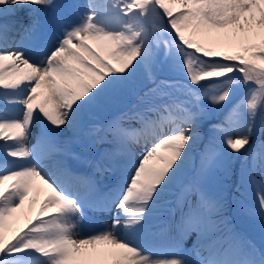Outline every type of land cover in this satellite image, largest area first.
I'll return each instance as SVG.
<instances>
[{"label": "snow or ice", "instance_id": "snow-or-ice-1", "mask_svg": "<svg viewBox=\"0 0 264 264\" xmlns=\"http://www.w3.org/2000/svg\"><path fill=\"white\" fill-rule=\"evenodd\" d=\"M234 86L244 96L214 123ZM258 116L264 134V0H0V264H264V140L249 147ZM206 124L240 159L259 245L203 187L222 155L215 137L204 143ZM108 172L119 183L103 192L95 175ZM113 206L107 228L79 230L86 209Z\"/></svg>", "mask_w": 264, "mask_h": 264}, {"label": "bare ground", "instance_id": "bare-ground-1", "mask_svg": "<svg viewBox=\"0 0 264 264\" xmlns=\"http://www.w3.org/2000/svg\"><path fill=\"white\" fill-rule=\"evenodd\" d=\"M58 2L63 3V2H66V0H58ZM75 2L79 3V4H84L85 0H75ZM95 2L97 3V5L103 6L106 3V0H95ZM165 19H166V17H165ZM34 58L38 59L39 57L34 56ZM167 69H169V68H167ZM170 71H172V69H170ZM169 75L176 76L179 78L182 75V73L180 72L179 69H177V72H169ZM233 75H235V73ZM233 90L234 91L237 90V93L235 94V96H237L243 91V88L239 87V86H234ZM205 103H209V102L205 101ZM9 107H10V109L13 110L12 112H10V114H18V112L22 106L13 105V106H9ZM217 111H219V110H217ZM217 111H215V112H217ZM215 112L213 113V117H215V115H216ZM96 119H99V118H96ZM206 129H207V126L205 125L203 131ZM33 143H34V140L30 138L28 140V146L31 147V145ZM105 146L106 145H101L100 147L102 148ZM226 149L227 148L225 146V150ZM73 150L76 151L77 153H80L81 151H83V149L80 147L79 144L74 145ZM142 151H143V148H140V147L136 148L137 160L139 159V156L142 153ZM199 151L200 150H198L197 155H196V159H195V165L197 168L199 167V164H200ZM249 163H251V157H249ZM70 164L74 169L81 170L82 174H88V173L92 172V169L88 166V164H86L82 161L70 160ZM221 164L222 165H220V163H218V160H217L216 163L211 167V169L208 172L205 179L207 180V182L208 181L212 182L211 183V186H212L211 190H215V187L217 189L220 188L219 191H225L228 189V194L226 193L223 196L227 197L228 199H234L235 198V200H238L239 196L243 195V194H240V193H242V186H243V188L245 187L244 185H240L239 190H237V185L240 184V167H241L240 159L235 158V154L233 153L232 156H230V157H224V161H222ZM216 173H221V174H219L220 176L217 177V176H215ZM119 175H120L119 172H115V173L108 172V173H104L103 175L96 173L95 178L98 182L100 181V183H101V181H105L106 183L107 182L113 183V181L115 180L117 185L116 186L114 185V187L116 188L118 186V183H119V180H118ZM192 175H194V172L191 169L186 174L181 175V177L179 178L177 185L174 189L176 193H179V191H180L181 182L186 181L188 179H191ZM222 178H225L226 180H230L229 184L226 185L227 189L224 188L225 190H223V188H221V186H222L220 183L221 180H219V179H222ZM202 184H203V181H202ZM74 189H76L77 192H81V193L85 191V189L81 186H76L75 188L72 187L70 189V191L74 192ZM121 192H122V190H121ZM39 199H43V194L39 197ZM170 199H174V197H170ZM228 199H226L225 201H227ZM38 207H39V203H37L36 207L32 210V212H31L32 216L35 215L36 209H38ZM87 210L89 212V215L87 217H83V219L77 220V223L80 226L79 230L83 231L85 233L92 232V231H100V230L107 228L111 224L112 217L115 215V213L117 211L115 209V207L113 206L112 215L110 214V217L107 220V218L101 217L102 215L100 214V212H97V211L94 212V211L89 210V209H87ZM170 215H169V213H166L165 216L161 217L160 220L154 219L153 223L154 224L155 223H162L165 218L168 220H171V217H169ZM178 216H179V213H177V218H178ZM80 222L84 226H82ZM23 224H24V218H23V216H21L18 220H16L13 223L12 231H10L8 233V235L11 236L12 233L15 230L19 229L20 227H22ZM90 227H93V229L91 230ZM189 239H191L189 241H194L195 235L193 234Z\"/></svg>", "mask_w": 264, "mask_h": 264}, {"label": "rangeland", "instance_id": "rangeland-1", "mask_svg": "<svg viewBox=\"0 0 264 264\" xmlns=\"http://www.w3.org/2000/svg\"><path fill=\"white\" fill-rule=\"evenodd\" d=\"M238 75H239L238 73H235L234 76H238ZM259 122H260V117L258 116L256 118V126L259 124ZM222 149H220V151H222ZM244 194H245L244 198L241 197L240 201L235 203L234 209H233V215L236 217L237 223L244 230H246L254 239H256L258 244H260L261 229H260L259 220L256 218L250 217L246 213V208L249 207L250 205L255 204V197H254V194L247 193L246 191H244ZM102 215L107 218L109 217V213H106V212H104Z\"/></svg>", "mask_w": 264, "mask_h": 264}, {"label": "water", "instance_id": "water-1", "mask_svg": "<svg viewBox=\"0 0 264 264\" xmlns=\"http://www.w3.org/2000/svg\"><path fill=\"white\" fill-rule=\"evenodd\" d=\"M234 92H232V94H233Z\"/></svg>", "mask_w": 264, "mask_h": 264}]
</instances>
